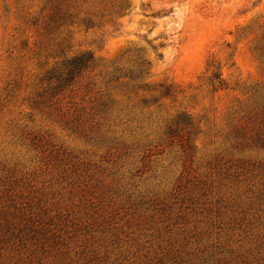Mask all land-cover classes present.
I'll use <instances>...</instances> for the list:
<instances>
[{"label":"rangeland","instance_id":"374dc122","mask_svg":"<svg viewBox=\"0 0 264 264\" xmlns=\"http://www.w3.org/2000/svg\"><path fill=\"white\" fill-rule=\"evenodd\" d=\"M0 264H264V0H0Z\"/></svg>","mask_w":264,"mask_h":264},{"label":"trees","instance_id":"16d2710c","mask_svg":"<svg viewBox=\"0 0 264 264\" xmlns=\"http://www.w3.org/2000/svg\"><path fill=\"white\" fill-rule=\"evenodd\" d=\"M92 61L91 56L81 55L68 62H66L67 73L64 77L60 76L59 84H67L72 81L75 75L86 69L89 63Z\"/></svg>","mask_w":264,"mask_h":264}]
</instances>
